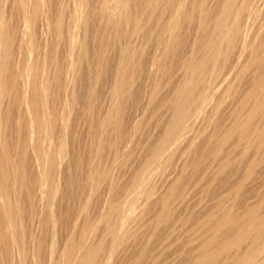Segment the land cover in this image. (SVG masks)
<instances>
[{
    "label": "rangeland",
    "instance_id": "374dc122",
    "mask_svg": "<svg viewBox=\"0 0 264 264\" xmlns=\"http://www.w3.org/2000/svg\"><path fill=\"white\" fill-rule=\"evenodd\" d=\"M0 19V196L16 210L13 231L0 211V264H77L83 246L95 264H198L263 222L264 0H0ZM176 105L184 130L152 162Z\"/></svg>",
    "mask_w": 264,
    "mask_h": 264
},
{
    "label": "bare ground",
    "instance_id": "6f19581e",
    "mask_svg": "<svg viewBox=\"0 0 264 264\" xmlns=\"http://www.w3.org/2000/svg\"><path fill=\"white\" fill-rule=\"evenodd\" d=\"M222 2V1H221ZM172 3V2H171ZM240 3V2H239ZM239 5V4H238ZM138 11V10H137ZM188 17V16H187ZM107 19V18H106ZM226 16H222L221 18L218 19V21L216 22V28L219 32L222 33L223 30L226 29L225 31V35L226 38L230 37V36H234L236 33V28H235V23L231 24L228 26V24H226ZM144 20V19H143ZM112 22H114V19H112ZM154 22V21H153ZM170 30L175 31V27H169ZM75 39V38H74ZM74 41V40H73ZM74 44V43H73ZM165 44V43H164ZM72 45V43H71ZM67 47V46H66ZM213 47V46H212ZM9 49H10V43L8 41V39L4 36V33L2 31V22L0 19V58L1 59H5L7 58V56L9 55ZM209 51V50H208ZM97 53V52H96ZM235 61V60H234ZM244 64V63H243ZM242 64V65H243ZM6 65V64H5ZM196 65H191L189 67L190 71L192 72H196L197 70L200 71L201 68H198ZM179 68V67H178ZM25 71H27V75L29 74H33V72H35V69L33 67L30 66V68H28L27 70L25 69ZM0 74H1V69H0ZM197 74V72H196ZM138 75V74H137ZM235 75V74H234ZM122 77V75H121ZM1 79V78H0ZM7 81V80H6ZM121 81V80H120ZM174 84V83H173ZM45 88V86H44ZM188 91L191 90V86L187 87ZM9 89V87H8ZM182 89V88H181ZM114 90V89H113ZM115 92L119 91V87L117 86L114 90ZM248 91V90H247ZM114 93V92H113ZM190 93V92H188ZM117 94V93H116ZM222 94V93H221ZM2 95V89L0 87V97ZM138 96V95H137ZM39 98V97H38ZM37 99V98H36ZM204 99L200 98V101H202ZM41 97L39 99V101L41 102ZM1 101V100H0ZM183 102V101H182ZM186 102V100H185ZM236 104V103H235ZM40 111V109H39ZM35 112V111H34ZM183 109L181 107V105H176L175 109H174V117L172 118V120L169 122L168 124V133L167 135L162 139L161 144L159 145V147L156 149V151L154 152V154L151 157V161L153 162L154 160H157L162 152L167 148V146L170 144V142H172L173 140L177 139L178 134L182 133L184 130V126H183ZM34 114V113H33ZM223 114V113H222ZM48 115V114H47ZM58 117V116H57ZM61 117V116H59ZM65 118V117H64ZM65 120V119H64ZM110 121V120H109ZM65 122V121H64ZM51 123V122H50ZM57 123V122H56ZM117 123V122H116ZM35 124L38 130L41 129L42 127V122L39 119H35ZM48 124V122H47ZM110 124V123H109ZM51 125V124H50ZM117 128V127H116ZM178 132H176V130H178ZM250 133V132H249ZM34 140L31 144V147L33 148L34 152H35V160H36V164L38 166V168L40 169V171H44L45 169V164H44V156L40 151L39 148V143H40V139L38 134H36L34 137ZM47 139V138H46ZM3 141L0 138V144H2ZM214 144V143H213ZM245 144V143H244ZM198 149V148H197ZM230 149V148H229ZM48 151V149H47ZM52 151V150H51ZM2 155V153H1ZM54 156V155H53ZM151 161H149V163H151ZM148 163V166L146 168L150 167V164ZM54 168V166H53ZM20 170V169H19ZM49 170V169H48ZM134 171V170H133ZM54 172V171H52ZM51 172V174H52ZM40 175V174H39ZM53 175V174H52ZM51 175V176H52ZM19 176V175H18ZM143 176V175H142ZM47 177V176H46ZM100 177V176H98ZM258 177V176H257ZM2 181H5L7 177H5L4 175H2L1 177ZM45 179V178H44ZM142 179V181H141ZM52 180V179H51ZM143 177H139V183L141 182V185L143 184ZM54 186V185H53ZM139 187L137 186V189ZM52 191V189H51ZM50 195V193H49ZM0 198L2 199V205L0 206V211L3 217V221L8 225V228H10L11 231H13L15 229L14 224L12 223V218H14L15 215V208L8 202L7 196L6 195H1ZM113 212H115V214L117 215V217H122L123 212L121 207H113L112 208ZM111 211V210H110ZM253 212V211H252ZM0 214V215H1ZM204 215V214H203ZM193 219V218H192ZM230 219V218H229ZM224 220L219 226L220 227H225V225L229 224L231 220ZM249 219V217H248ZM15 220V219H14ZM262 223H255L252 225L251 228L249 229H242L239 233V235L235 238V239H231L229 241H227L226 243H224L220 249L217 252H214L210 255H207L203 258H201L198 262V264H214L216 263V261L218 260V258H220L223 255L228 254L230 251L233 250H239L241 248V246L246 242H248V240L251 242L249 243V247L247 248V251L245 253V255L241 256L239 255L238 259L236 260L235 264H264V261H261L259 263H257L258 260H256L257 256H260L264 253V220H262ZM4 223V225H5ZM242 224V223H241ZM228 227V226H227ZM119 225L116 223L115 225L111 224V226H109L108 231H107V235L110 236L112 239L116 240L117 237H121V234L123 233V231H120L121 229H119ZM240 228V226L238 227V229ZM89 230V229H87ZM213 230V229H212ZM232 230V229H231ZM225 231V230H224ZM237 230H234V232ZM20 232V231H19ZM88 231H86L87 233ZM127 232V231H126ZM251 232H253V235L251 234ZM216 233V231H215ZM219 233V232H218ZM229 233V232H228ZM252 235V236H251ZM212 236V235H210ZM17 237V236H16ZM123 237V236H122ZM230 237V235H229ZM228 237V238H229ZM18 239V237H17ZM125 239V238H124ZM18 241V240H17ZM218 242V241H217ZM18 243V242H17ZM96 243V242H95ZM218 244V243H217ZM221 244V243H220ZM199 245V244H198ZM124 248V247H123ZM136 248V247H135ZM244 248V247H243ZM212 249V248H211ZM217 249V247H216ZM82 257L79 259V261L77 262V264H95V259L97 256V250L93 247H86L83 246L82 247ZM234 253H236L234 251ZM232 253V254H234ZM257 253V254H256ZM231 254V255H232ZM240 254V253H239ZM242 254V253H241ZM244 254V253H243ZM66 261L68 262V264H70L72 261H70V257L67 256ZM264 259V258H263ZM133 260V259H132ZM64 261V259H63ZM66 261H64L66 263ZM67 264V263H66ZM221 264V263H220Z\"/></svg>",
    "mask_w": 264,
    "mask_h": 264
}]
</instances>
